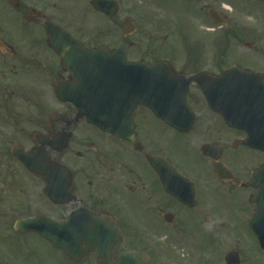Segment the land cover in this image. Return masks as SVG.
Here are the masks:
<instances>
[{
    "label": "flooded vegetation",
    "instance_id": "flooded-vegetation-1",
    "mask_svg": "<svg viewBox=\"0 0 264 264\" xmlns=\"http://www.w3.org/2000/svg\"><path fill=\"white\" fill-rule=\"evenodd\" d=\"M114 1L118 11L102 15L93 0H0V264H118L122 253L178 264L163 241L185 223L181 214L208 215L219 194L252 204L251 173L264 152L245 141L264 138V23L228 14V0H191L203 3L195 12L202 23L190 26L181 51L167 52L162 45L173 42L149 41L144 17L132 20L124 0ZM245 4L264 19V0ZM41 21L58 28L54 41ZM62 31L76 41L63 40ZM222 35L235 41L231 50L213 41ZM101 48H123L145 78H163L158 65L165 64L177 77L174 96L144 98L133 129L105 133L89 124L78 113L99 110L94 51ZM234 65L254 80L229 81L239 75L227 73ZM153 109L167 110L186 130L169 127ZM233 109L236 129L227 121ZM112 117L115 125L119 116ZM21 154L34 159L37 173Z\"/></svg>",
    "mask_w": 264,
    "mask_h": 264
},
{
    "label": "rangeland",
    "instance_id": "rangeland-1",
    "mask_svg": "<svg viewBox=\"0 0 264 264\" xmlns=\"http://www.w3.org/2000/svg\"><path fill=\"white\" fill-rule=\"evenodd\" d=\"M228 1L231 3L232 16L241 17L245 23L255 25L264 23L260 11L255 10L256 6L253 5L254 8H252L245 4V1L253 3L254 0ZM201 4L203 3L196 5L191 0H124V9L130 8L133 14L136 13L137 19L138 16L144 17L148 25L149 41L177 42L178 46H173L178 48L174 50L181 51L183 44L189 41L188 29L196 25L191 20H195L197 26L202 23L195 17V12ZM205 4L208 5L207 2ZM228 28L230 33L231 25H228ZM137 30L139 31L138 26ZM259 35L262 37L260 43H264V32ZM225 38L227 40H224ZM222 39L223 41L220 39L213 41L218 46L227 47L229 50L234 47L235 41L231 36L222 35ZM169 47L171 48L172 45H162L167 52ZM234 61V58H228L229 65L234 64ZM258 69L262 67L259 65ZM229 194L213 197L212 204H209L206 209L209 216L190 219V214H181L180 223L187 220L183 226L180 224L175 230L165 231L164 247L169 254L179 259L178 264H224L223 258L228 252H238L239 264H264L263 254L247 228V222L252 218L255 206L237 204L236 199ZM201 208H204V205Z\"/></svg>",
    "mask_w": 264,
    "mask_h": 264
},
{
    "label": "water",
    "instance_id": "water-1",
    "mask_svg": "<svg viewBox=\"0 0 264 264\" xmlns=\"http://www.w3.org/2000/svg\"><path fill=\"white\" fill-rule=\"evenodd\" d=\"M94 7L95 9L104 12L100 5L94 3ZM44 25L47 27H52L48 26L49 24L46 23H44ZM104 63L107 64L104 65ZM100 64L106 66L107 68L101 70L99 75V110H88L82 113L79 112V116L86 115L87 122L95 125L101 131H110L112 126V115L114 113L126 117L132 115L135 107L139 104H142L143 97H151L156 96L157 94H163V96L166 98L173 94V84L175 81L174 77H168L167 75H164L163 79L160 78L158 80L154 79L153 77H149L147 79V88L150 89V92H152L146 95H141L139 92L137 93L138 95L135 99L130 100V95H127L126 89H130V92L135 89H138L140 91L142 88H144L143 83L145 82V80L141 81V79L137 78V76L133 72H131L132 76L124 74L123 71H125V68L127 67V69H129L131 68V66L128 65L124 67V65H121L119 61L105 59L101 60ZM230 71L235 72L236 70L235 68H232ZM122 90H124L125 94H123ZM116 95H120L124 99L126 96V100L120 103L121 106L111 101V99ZM163 113H165V111ZM161 114L162 112H160V115ZM164 120L168 123V120L166 118H164ZM253 148L264 151V142L255 144ZM20 159L29 171L37 173V167L33 161L34 159L23 155L20 157ZM252 181L254 187L258 189L257 195L251 199V201L256 204L257 209L255 214L253 215V218L248 222V226L256 236L261 249L264 250V165L253 173ZM186 205L189 206V204ZM130 258L131 257L124 255L119 259L118 263H125L126 260H129ZM225 259L227 264H238L237 253H230L226 256Z\"/></svg>",
    "mask_w": 264,
    "mask_h": 264
}]
</instances>
